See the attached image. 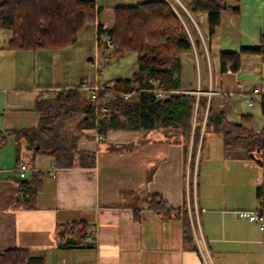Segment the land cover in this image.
Segmentation results:
<instances>
[{"label": "crops", "instance_id": "0c3cea01", "mask_svg": "<svg viewBox=\"0 0 264 264\" xmlns=\"http://www.w3.org/2000/svg\"><path fill=\"white\" fill-rule=\"evenodd\" d=\"M143 1L149 0H93L99 8L95 21L64 48L12 49L7 47L11 31L0 28V130L36 127L37 98L51 97L82 79L93 84L103 73L104 47L98 46L96 25L109 29L115 7ZM225 1L237 5L238 13L222 11L208 39L207 14H192L204 54L194 45L182 52V88L206 95L211 109L227 121L259 132L264 127L259 104L264 56L242 54L241 66L233 72L220 69L219 53L257 44L264 33V0ZM52 60L54 69L48 64ZM40 66L45 71L39 72ZM172 132L163 127L110 130L99 142L94 127H83L76 146L94 155L87 166L58 165L52 155L34 153L23 141L16 148L10 135L0 150V251L29 250L31 258L24 264H264L261 168L253 166L252 159L233 154L236 164L251 167L252 175L242 176V166L236 169L230 161L224 168L223 148L203 157L201 149L191 162L190 147L183 149L182 136ZM19 162L29 168L26 177L46 172L32 207L15 203ZM152 197L161 200L162 207L154 206ZM236 210L261 212L263 228ZM183 212L192 229L188 240ZM72 222H83L91 239L60 247L58 231Z\"/></svg>", "mask_w": 264, "mask_h": 264}, {"label": "trees", "instance_id": "16d2710c", "mask_svg": "<svg viewBox=\"0 0 264 264\" xmlns=\"http://www.w3.org/2000/svg\"><path fill=\"white\" fill-rule=\"evenodd\" d=\"M237 1V0H235ZM191 14H207V39L219 23L220 13L231 10L238 13V6H228L225 0H183ZM99 8L93 0H0V28L11 30L7 47L12 49H56L73 44L79 32L95 21ZM112 26L106 30L112 49L110 58L119 59L126 52H135L136 67L132 75L111 80L112 86L99 89L97 94L108 108L104 115L94 122L95 108L88 91L83 95V86L90 85L84 79L73 87L61 89L51 97L42 96L35 101L40 114L36 127L0 130V150L12 135L16 148L23 141L34 153L44 152L54 157L61 166L92 165L94 155L80 151L76 144L83 127H94L98 134L110 130H144L170 128L173 135L182 136L183 149L190 147V160L199 157L205 132L213 129L222 139L223 149L241 145L247 154L264 169V127L259 132L233 124L222 113L214 112L206 95L193 92V88H182L181 54L199 50L201 42L192 44L186 35L176 11L166 0H149L113 9ZM101 24H97L98 30ZM100 38L101 31L96 33ZM207 46H208V42ZM107 46L105 42L99 45ZM202 49V48H201ZM204 54L203 49L199 54ZM242 54L264 56V33L259 35L255 46H241L236 51L219 53L220 69L237 71L241 66ZM149 79L155 80L164 90H175L168 99L158 98L149 90ZM99 81V78L96 80ZM108 82V81H103ZM204 90L205 88H200ZM131 93L124 98L123 94ZM264 114V94L259 100ZM74 122L72 129L68 123ZM168 132V131H167ZM18 164V163H17ZM46 172L39 170L25 178L15 180V203L32 207L37 191ZM261 195V186L256 189ZM154 206L163 203L151 198ZM183 233L185 240L191 237L192 229L187 213L183 212ZM86 235L83 222L63 225L58 231L59 246L77 244ZM27 249L0 251V264H24L30 260Z\"/></svg>", "mask_w": 264, "mask_h": 264}, {"label": "rangeland", "instance_id": "374dc122", "mask_svg": "<svg viewBox=\"0 0 264 264\" xmlns=\"http://www.w3.org/2000/svg\"><path fill=\"white\" fill-rule=\"evenodd\" d=\"M172 2V4L174 5L175 9H176V14L181 22V24L185 27H187L188 31H186V35L190 40H194V39H198L200 41V31L198 29V27L196 26L193 18H192V14L189 10V6L186 2H182V0H170ZM8 29V28H6ZM87 29V28H86ZM10 30V29H8ZM85 30V29H84ZM11 31V30H10ZM12 34V33H11ZM203 35V33H202ZM206 35V33H205ZM98 42H105L103 40H99ZM201 46H203V42H201ZM88 49L92 50L94 49V47L90 44L86 45ZM100 48V52L102 50V58H103V63L101 62L100 65L102 66L103 64V73L100 74L99 77V81L103 82V81H111L114 80L116 78H126V77H130L132 75V71L133 69L136 67V54L135 52H126L122 57H120L119 59H115V58H110L109 56V52L112 49V47H105L101 44ZM50 65L51 68L54 69V60H52L51 63H48ZM47 69V68H46ZM45 71L44 68H41L40 66V71L39 72H43ZM48 72V71H47ZM80 80L78 82H76L75 84H79ZM86 91H83V95H85ZM74 122H69L68 125L69 127L72 129V127L74 126ZM217 135L215 133V131L211 128L209 130H207L205 132L204 135V141H203V146H202V157L205 156V153H208L210 156L215 155V153L219 152L222 150L223 146H222V139H217L216 138ZM224 152L227 154L224 157V168L229 164H235L236 169L241 167L243 168L244 164L243 163H237L236 164V160L235 158H233L231 155H235V156H242L247 154L246 150H244V148L241 145H236V146H230L228 149H224ZM264 156V153H263ZM232 157V158H231ZM264 158V157H263ZM251 162V161H248ZM253 166H257V163H253ZM246 168H243V170L241 171V175L243 176V174H246L247 179H249V177L252 175L251 172H248V169L251 168L248 165ZM263 171V175H264V169H261ZM223 172V171H222ZM244 172V173H243ZM218 183H221V181H219ZM262 185V183H260ZM263 185H264V180H263ZM260 203V202H259Z\"/></svg>", "mask_w": 264, "mask_h": 264}, {"label": "built area", "instance_id": "2783aa9c", "mask_svg": "<svg viewBox=\"0 0 264 264\" xmlns=\"http://www.w3.org/2000/svg\"><path fill=\"white\" fill-rule=\"evenodd\" d=\"M173 8L174 10L176 11L174 5L172 4V2L170 0H166ZM95 33H97L99 30L101 31V34L102 36H100V38H97L96 36V39L99 41V40H103L105 41L107 47H112V43H111V40H110V37L109 35L106 33V26L105 25H101L100 29L98 30L97 28V25L95 27ZM185 29L186 31H188L187 27L185 26ZM97 78L95 77L94 78V83L93 84H90V85H84L83 88L85 90L88 91V94L92 100V104L95 108V116H94V122L96 123L97 122V119L99 117H101L102 115L105 114V112L108 111V108L105 107L102 103H103V99L101 97L98 96L97 94V91L99 89H105L107 86H112V82L111 81H108V82H97L96 81ZM149 90L153 93V95L155 97H157L158 99H161L165 96H168L170 93H173L175 92V90H168V91H164L162 90L158 83L153 80V79H149ZM258 92V89L255 88L253 90V93L256 94ZM221 94H225L224 92H219ZM196 94H199V91L197 90L196 91ZM124 98H128L131 96V93H125L123 94ZM249 104H251L249 102ZM99 142H102L103 140V136L98 134L97 136ZM28 166L25 162H19L16 167H15V173L17 175L18 178H25L26 177V172L28 170ZM237 213L238 216L240 217H243V218H246L250 221H253V222H257L259 224V228H263V215L261 212L259 211H256V210H236L235 211ZM91 239L90 237V234H87L84 236L83 240L84 242H89Z\"/></svg>", "mask_w": 264, "mask_h": 264}, {"label": "water", "instance_id": "95a60500", "mask_svg": "<svg viewBox=\"0 0 264 264\" xmlns=\"http://www.w3.org/2000/svg\"><path fill=\"white\" fill-rule=\"evenodd\" d=\"M169 96H165L164 99H168ZM161 99H158L157 101L159 102Z\"/></svg>", "mask_w": 264, "mask_h": 264}]
</instances>
